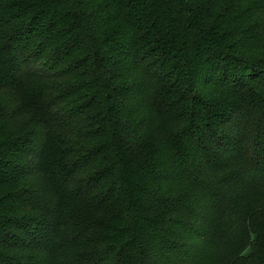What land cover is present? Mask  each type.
<instances>
[{
    "label": "trees",
    "instance_id": "obj_1",
    "mask_svg": "<svg viewBox=\"0 0 264 264\" xmlns=\"http://www.w3.org/2000/svg\"><path fill=\"white\" fill-rule=\"evenodd\" d=\"M0 264H264V0H0Z\"/></svg>",
    "mask_w": 264,
    "mask_h": 264
}]
</instances>
